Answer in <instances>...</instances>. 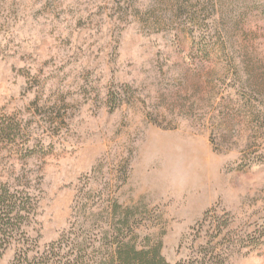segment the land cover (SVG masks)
<instances>
[{
	"label": "rangeland",
	"instance_id": "rangeland-1",
	"mask_svg": "<svg viewBox=\"0 0 264 264\" xmlns=\"http://www.w3.org/2000/svg\"><path fill=\"white\" fill-rule=\"evenodd\" d=\"M6 190L0 264H264V0H0Z\"/></svg>",
	"mask_w": 264,
	"mask_h": 264
},
{
	"label": "trees",
	"instance_id": "trees-1",
	"mask_svg": "<svg viewBox=\"0 0 264 264\" xmlns=\"http://www.w3.org/2000/svg\"><path fill=\"white\" fill-rule=\"evenodd\" d=\"M0 204L6 208L4 218L13 236L17 233V225L31 218L33 213L31 200L27 197L25 199L17 197L16 194L6 190L0 195ZM27 244L25 245L27 246ZM55 246V244H52L49 248L52 250ZM122 249L116 255L119 264H168L160 256L158 249H153L148 252L137 251L133 246L129 245H126ZM27 252L28 249H25L21 251V254L23 253L22 255L25 256Z\"/></svg>",
	"mask_w": 264,
	"mask_h": 264
}]
</instances>
